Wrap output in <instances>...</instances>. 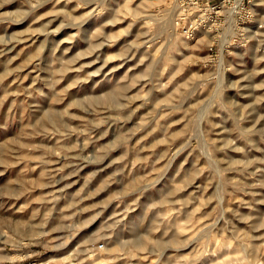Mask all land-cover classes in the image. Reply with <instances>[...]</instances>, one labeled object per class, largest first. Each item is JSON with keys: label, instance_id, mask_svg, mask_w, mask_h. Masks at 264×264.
I'll return each instance as SVG.
<instances>
[{"label": "rangeland", "instance_id": "obj_1", "mask_svg": "<svg viewBox=\"0 0 264 264\" xmlns=\"http://www.w3.org/2000/svg\"><path fill=\"white\" fill-rule=\"evenodd\" d=\"M210 1L0 0V264H264V0Z\"/></svg>", "mask_w": 264, "mask_h": 264}, {"label": "built area", "instance_id": "obj_2", "mask_svg": "<svg viewBox=\"0 0 264 264\" xmlns=\"http://www.w3.org/2000/svg\"><path fill=\"white\" fill-rule=\"evenodd\" d=\"M173 5L176 9V18L181 22L183 26L182 32L186 37H191L198 28H202L203 25L210 21L215 22L217 19L216 16L211 17L210 14L219 7V2L210 0H173Z\"/></svg>", "mask_w": 264, "mask_h": 264}]
</instances>
